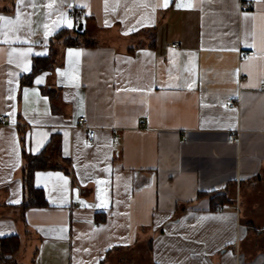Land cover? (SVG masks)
Returning a JSON list of instances; mask_svg holds the SVG:
<instances>
[{
	"label": "crops",
	"instance_id": "0c3cea01",
	"mask_svg": "<svg viewBox=\"0 0 264 264\" xmlns=\"http://www.w3.org/2000/svg\"><path fill=\"white\" fill-rule=\"evenodd\" d=\"M164 3L0 0V264H264V0Z\"/></svg>",
	"mask_w": 264,
	"mask_h": 264
},
{
	"label": "trees",
	"instance_id": "16d2710c",
	"mask_svg": "<svg viewBox=\"0 0 264 264\" xmlns=\"http://www.w3.org/2000/svg\"><path fill=\"white\" fill-rule=\"evenodd\" d=\"M64 30L60 31L63 32ZM80 32V31H78ZM82 32V31H81ZM66 44H77L78 40L68 37L65 40ZM41 61L37 65V62ZM47 59H37L34 60V66L31 75L38 72L41 69H44L47 65L45 64ZM50 167L48 163L47 156L45 151H41L35 155H30L28 157V162L25 166V185L27 190V199L22 204L24 208L29 206H42L46 204L44 194L41 189L36 188L32 183V177L36 170L46 169ZM212 202L215 205L217 202L225 203L228 202L227 196L225 193H214L212 196ZM97 220H100L97 216ZM21 239L18 235H10L5 237H0V262L1 263H11L13 260L14 254L20 249Z\"/></svg>",
	"mask_w": 264,
	"mask_h": 264
},
{
	"label": "built area",
	"instance_id": "2783aa9c",
	"mask_svg": "<svg viewBox=\"0 0 264 264\" xmlns=\"http://www.w3.org/2000/svg\"><path fill=\"white\" fill-rule=\"evenodd\" d=\"M251 3V2H250ZM69 16L71 18H76L78 16V11L76 9L72 10L69 14ZM176 44H173V46H175ZM253 50H250L247 52V55L253 54ZM227 104L231 107H233L236 102L233 99H229V101L227 102ZM5 122H9V117L6 114H1L0 115V123H5ZM79 123L84 125L87 128V135H86V142L87 143H92L94 138H95V130L87 127V120L84 116L79 117ZM228 140L231 142H237L238 141V134L236 132H231L228 134ZM218 208H221L223 205H221L220 203H217L216 205Z\"/></svg>",
	"mask_w": 264,
	"mask_h": 264
},
{
	"label": "snow or ice",
	"instance_id": "6c2138e0",
	"mask_svg": "<svg viewBox=\"0 0 264 264\" xmlns=\"http://www.w3.org/2000/svg\"><path fill=\"white\" fill-rule=\"evenodd\" d=\"M23 2H24V0H17V5L19 6ZM163 6L164 7H167V0H165V3H164ZM177 6L179 7L180 5H177ZM19 17H20V9H19V7H17V16H16V19L19 20ZM0 21H3L4 23H7V24L14 23V21L9 20L8 18H5V17H0ZM47 34L48 33L46 32V35ZM37 83H40V80H38Z\"/></svg>",
	"mask_w": 264,
	"mask_h": 264
},
{
	"label": "water",
	"instance_id": "95a60500",
	"mask_svg": "<svg viewBox=\"0 0 264 264\" xmlns=\"http://www.w3.org/2000/svg\"><path fill=\"white\" fill-rule=\"evenodd\" d=\"M79 30H81L82 29V22H79L78 23V27H77Z\"/></svg>",
	"mask_w": 264,
	"mask_h": 264
}]
</instances>
